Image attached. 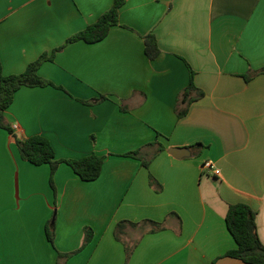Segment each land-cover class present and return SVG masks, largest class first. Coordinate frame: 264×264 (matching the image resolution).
I'll use <instances>...</instances> for the list:
<instances>
[{
    "label": "crops",
    "instance_id": "0c3cea01",
    "mask_svg": "<svg viewBox=\"0 0 264 264\" xmlns=\"http://www.w3.org/2000/svg\"><path fill=\"white\" fill-rule=\"evenodd\" d=\"M112 3L0 0V75L23 72ZM118 20L103 40L68 43L40 65L62 88L22 86L4 111L14 134L46 137L57 159L105 158L93 181L60 163L53 190L49 166L22 159L0 127V264H247L222 254L235 247L225 214L237 202L256 211L264 245V73L245 79L264 67V0H125ZM150 32L154 60L144 53ZM186 63L203 95L178 118ZM154 142L164 149L148 167L124 156ZM171 147L189 155L176 158ZM121 220L139 225L126 224L118 240ZM144 220L163 227L150 232ZM86 226L92 240L58 257L81 247ZM124 243L134 245L127 261Z\"/></svg>",
    "mask_w": 264,
    "mask_h": 264
},
{
    "label": "trees",
    "instance_id": "16d2710c",
    "mask_svg": "<svg viewBox=\"0 0 264 264\" xmlns=\"http://www.w3.org/2000/svg\"><path fill=\"white\" fill-rule=\"evenodd\" d=\"M125 0H113L112 6L102 13L96 21L88 24L82 30L69 36L65 42L52 50L50 54L42 53L36 60L30 62L25 70L18 74L0 75V127L7 130L14 136L16 146L22 159L35 164L42 165L47 164L50 168L49 183L55 190L54 174L60 163H66L71 167L73 172L83 181H93L100 175L101 167L104 155L97 153H90L77 159H57L55 157L54 149L50 141L42 135H32L25 139L19 138L14 134L13 129L6 122L4 117V111L10 106L13 100L14 93L22 86L35 87V86H61L55 85L50 80L41 77L38 74V69L44 61H52L57 51H60L68 43L75 41H84L86 43H96L103 40L109 33L112 26L118 25V12L120 7L124 4ZM144 41V53L150 60H154L160 54V49L157 43V39L153 33H147L142 36ZM190 80L187 86H185L177 96L175 112L178 118L186 115L189 105L195 100L199 99L203 94L199 91L194 83L193 76L194 71L186 63ZM264 73V67L255 71L250 75H246L245 79L249 80L252 75ZM106 98L101 95L96 101H101ZM88 103H91L89 101ZM156 145V146H155ZM201 145V144H197ZM147 146H155V150L149 154V156L143 153V149ZM164 146L159 142L147 144L137 150L124 153V156L138 158L142 161V165L148 167L150 158L162 151ZM149 183L156 189H160V185L155 181L153 176L149 175ZM126 224L132 226H138L139 223L128 222L125 220L118 221L114 229V235L116 239H121L123 228ZM226 227L235 241V247L225 251L222 256L239 259L247 264H264V245L262 244L256 227V211L248 204L243 202H237L228 206L225 214ZM140 225H149V231L154 232L161 229L163 225L160 222L153 220H144ZM46 236L48 241L53 244L54 241V228L53 225L48 222L46 224ZM84 239L81 247L71 253L62 254L58 253V257H68L75 254L81 248H84L93 238V229L90 227H84ZM126 261L129 259L133 246L125 244ZM213 261L211 264H214Z\"/></svg>",
    "mask_w": 264,
    "mask_h": 264
},
{
    "label": "water",
    "instance_id": "95a60500",
    "mask_svg": "<svg viewBox=\"0 0 264 264\" xmlns=\"http://www.w3.org/2000/svg\"><path fill=\"white\" fill-rule=\"evenodd\" d=\"M169 152L176 158H181L189 155V151L183 147H171L169 148Z\"/></svg>",
    "mask_w": 264,
    "mask_h": 264
},
{
    "label": "built area",
    "instance_id": "2783aa9c",
    "mask_svg": "<svg viewBox=\"0 0 264 264\" xmlns=\"http://www.w3.org/2000/svg\"><path fill=\"white\" fill-rule=\"evenodd\" d=\"M204 168H207V169H210V170H213L214 173L218 174L219 173V170L215 168V166L212 164V162L210 161H206L204 162L203 164Z\"/></svg>",
    "mask_w": 264,
    "mask_h": 264
}]
</instances>
